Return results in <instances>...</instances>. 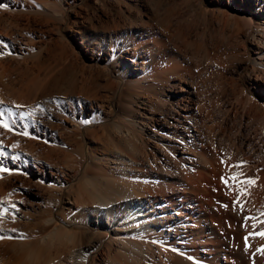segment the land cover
Listing matches in <instances>:
<instances>
[{"label": "rangeland", "instance_id": "rangeland-1", "mask_svg": "<svg viewBox=\"0 0 264 264\" xmlns=\"http://www.w3.org/2000/svg\"><path fill=\"white\" fill-rule=\"evenodd\" d=\"M137 2L68 0L64 1L63 17L56 10L48 11L54 4L59 6L60 0H10L7 10L0 7V147L7 149L5 153L0 149V264H28L42 256L57 262L66 247L74 244L65 234L68 228L78 232L84 246L107 245L117 232L114 227L99 225L94 212L85 211L84 205L79 207L73 201L80 191L93 200L102 188L121 187L115 167L119 151L127 161L129 157L142 160L133 165L126 163L132 168L122 177L141 184L149 180L145 183L148 193H140L146 207L157 202L168 206L170 197L178 198L180 192L173 189L175 176L178 170L182 173L189 166L192 155L181 144L174 152L175 135L184 125L172 116L169 120L175 124L173 128L164 126L163 120L138 122V128L144 129L139 133L142 144L137 142L140 139H122L115 129L128 87L150 82L145 74L148 69L157 82L152 84L165 87L161 98L174 89L176 99L182 98L191 89V98L187 100L203 128L198 144L192 147L194 151L204 152L210 158L216 152L220 162L228 160L226 177L241 172L244 178H258L245 174L257 166L264 172V68L255 64L260 59L254 49L261 32L254 24L244 22L246 16L253 21L257 15L259 22L264 23V6L259 7L256 0H250L255 11L246 8V0ZM45 7V12L40 11ZM135 19L144 23L127 40L117 38L115 31H105V27L114 24L124 23L129 28L128 24ZM88 32L100 35L105 42L112 43V48L103 50L99 42L84 38ZM136 43L143 50L153 49L157 62L148 63L150 56L143 55L144 62L142 59V63L135 65L127 77L138 84L129 85L119 74V62H129ZM20 46L26 49L19 51ZM127 49L130 51L126 52ZM114 57L117 61L112 65ZM168 78L178 83L173 89ZM163 106L166 109L170 104ZM94 113L100 114L97 122ZM80 118L91 122L79 129L76 120ZM154 154L160 157L159 163L153 159ZM182 155L188 157L183 163L177 161ZM190 167L187 171L192 174L195 167ZM222 167L225 168L224 164ZM52 170L65 178L63 188L52 187ZM231 178L234 177L228 176L226 180ZM219 187L218 183L210 185L208 201L214 203L217 214L225 217V190ZM194 190L192 184L184 189L189 194L196 193ZM153 195L157 197L155 203ZM249 197L253 199L251 195L242 196L240 204L247 213L240 217L238 228L246 260L233 264H264V254L259 251L264 247V237L256 235L264 232V195L263 200L260 198L263 202L259 200L256 205ZM134 199L139 200L137 196ZM166 209L168 212L169 208ZM45 230L53 232V242L31 244L33 237ZM188 242L177 246L186 254L197 253L207 264H226L225 257L214 261L202 245L195 253L193 243ZM103 250L100 247L92 251L88 264H108L110 257ZM123 252L115 249L114 255L123 257Z\"/></svg>", "mask_w": 264, "mask_h": 264}, {"label": "bare ground", "instance_id": "bare-ground-1", "mask_svg": "<svg viewBox=\"0 0 264 264\" xmlns=\"http://www.w3.org/2000/svg\"><path fill=\"white\" fill-rule=\"evenodd\" d=\"M64 1L65 3L68 2V0H60L59 6L54 4L53 5L54 7H49L48 11H50V9L56 10L59 13V15L61 14V17H63V10L65 9ZM256 1L259 7L264 6V0H256ZM246 3H247L246 8H250L253 11H255V9L252 8L251 6L252 4L250 0H246ZM9 6H10V0H0V7H2L3 10L5 9L7 10ZM46 9L47 8L45 7L43 10L42 9L41 10L39 9V10L45 12ZM23 10L27 11V9H24V8ZM28 11H34V10L29 9ZM18 16H21V15H18ZM26 18H28V16ZM253 19L254 20L252 21V17L246 16L244 22H246L247 25L249 26L251 24H254L256 29L261 32L260 37H256L257 39L256 47L254 48L256 53L259 55L258 59H260V61L256 60L255 64L264 68V62L262 61V59L264 58V23L259 22V17L257 15L253 16ZM12 22L14 23V21ZM140 23H144V22H141V21L138 22L137 19H135L134 22L132 21L130 23V25L128 24V26H130L129 28H127V26H124L125 25L124 23L121 25L114 24V26L112 25L113 27L111 26L105 27V31L109 33H111V31H115L117 38L127 40L129 39L130 35L132 34L134 30L140 29ZM99 36L100 35L96 33L88 32V34H86L84 38L99 42V44L102 45L103 50L112 48V43L105 42L104 38H101ZM109 36L112 37L110 34ZM31 38L32 37L29 36V40ZM30 41H32V39ZM141 47L143 46L140 43H136V46H134L133 51L130 52L131 54L129 56V59H130L129 62L125 60H121L119 62L120 68L118 69V71H119V74H121L124 80L126 81V84L129 83V85H131L135 82L137 83V81H133L129 78L127 79V77L129 76V73H131L132 70H134L135 65L142 63L143 55L146 56V58H147V55L150 56V60H148V63L157 62V60L154 59L153 57V54H154L153 53L154 51L152 52L153 49L148 50V48L145 49L144 47V50H143ZM17 49H19L20 51V50L26 49V47L20 46ZM127 51L129 52L130 50L127 49L126 52ZM116 61L117 60L114 57L111 64L115 65ZM143 62H144V59H143ZM174 64L175 63H173V65ZM2 66H4L3 63H2ZM174 67L173 69H175ZM148 68L150 67L148 66ZM149 70L150 69H148V71ZM148 71L145 74L146 76L151 78V79L148 78L150 79V82L149 80L146 79L148 82V83L146 82L147 83L146 85L139 84V85H136V87H131V86L128 87L129 92L125 94L126 96L123 97V100L121 102L122 115L119 117V120L117 119V121L115 122V125H116L115 129H118V132H119L118 134H121L122 139L125 138L127 139V141L132 140V139L133 140L135 139L137 141L138 139H140L137 141V142L140 141L139 142L140 144L141 142L143 143V140L141 139L142 136L141 138L139 137L141 134L140 132L144 129H142V127L138 128L139 127L138 122L147 124V121H152V122L154 121L157 123L163 120L164 126H167V128L168 127L173 128L175 124L173 123V121L169 120V116H172L176 118V121L179 124L184 125L183 130L179 131V133L175 135L176 139L174 142V145H175L174 152L178 149V146L181 144L187 148L186 153L192 152V155H190L191 158L189 157V160H188L190 162L189 166L184 165L185 168L187 167V169L184 168L182 173L179 172L178 170L179 174L175 176L176 182L173 186V189L175 191L180 192V194L178 195V198L170 197L167 203L168 206H165L164 204H159V202L156 201L157 197L153 195V203H155L156 201L157 202L156 205L151 207L150 204L148 203L149 207H146L147 203H145L146 201L141 198L140 193L141 194L148 193L147 190H149V187L145 183H148L149 180H147V182L145 180L143 184H141L138 182L136 183L134 181L133 182L127 181L128 179H126L125 177L124 178L122 177L124 173L129 174L128 171L130 168H132L130 166L127 167L126 163L133 165L135 161L141 162L142 160L141 159L135 160V157H129L130 161H127L124 157L123 152L119 151V155L116 158L117 163L115 167L118 170L117 171L118 175H120L118 179L122 181L121 187L117 188L116 190H112L111 188H109V186H107V188H102L98 193L94 195V197L92 198L93 200H90L89 197L83 191H80L76 195V197H74L75 199L73 201V203L79 207H82V205H84L83 208H86L85 211L94 212L95 213L94 216L99 222V225L101 226L106 225L112 228L114 227L113 231H117L116 234L112 235L109 238V241L107 245L105 246L100 243L98 245L88 247V246H84L83 243L82 245L79 242L81 241V238L78 232L72 231L69 228L68 229L64 228L66 230L65 234L70 240L74 242V244L66 247L62 255L58 257L59 258L58 261L57 262H55V260L53 261V258L48 259L47 257L42 256L43 255L42 254L41 255L42 257L35 258L33 259V261H31L28 264H88L90 253L92 251L93 252L97 251L100 247H103L107 256L110 257L108 260V262L109 261L110 262L108 264H141L143 262H147V264L148 263L149 264H207L196 253V251L198 252L200 245L204 246L209 251L211 258L214 261H218L219 257H225L226 264H233L235 261L244 262L246 260V259L243 260L244 257L242 256L243 253L240 247L241 243L239 244L240 236L238 234V230H239L238 228L240 227L239 219L240 217H242L244 214L247 213L246 211H244L245 209H243V206H241L242 204L241 200H242V196L251 195L253 199H251L250 197L249 198L252 200V202L254 200L255 205L259 202L262 195H264L262 194V191L264 190L262 188L264 185V172L260 169H257V168H260L257 166L256 169L253 170V172L251 171L252 170L251 169L247 173L245 172L244 173L249 177L252 175L254 177L255 175V177L259 176L260 178L258 177V178L252 179V178L247 177L248 178L247 179L245 177L246 180H244L245 179L244 176H241L240 175L241 172L240 173L238 172L232 175L227 174L229 177L230 176L234 177V178H231L232 181L231 180L227 181L226 178L228 176L226 177L225 176L226 173L224 172H226L225 170H227L226 167H227L228 162L226 164V161L228 160L224 159L225 161L223 163V162H220L222 160L218 159L216 152H215V156L213 155L214 157L210 158L204 152H196L193 150L194 148L192 149L193 146L198 144V140L200 139L202 135L203 128L201 129L200 123L198 122L199 119H197L194 109L191 107L189 100H187L191 98L190 97L191 89H189L186 95L182 96V98L176 99V95H177L176 89L172 90L171 93L161 98L160 95L162 96L165 95L164 94L165 87L163 85L160 88L159 86H156L157 84L156 85L152 84L155 81V77L153 75V72L151 71L148 72ZM167 83L169 84V86H172V89L174 86L178 84L176 80L174 79L169 80V78H168ZM146 88H149V89H147V91L144 92L143 89L146 90ZM144 93H147V95H145V97H143V99L141 100V96L144 95ZM159 103L162 105V107L160 108H159ZM168 103L170 104V106L169 107L167 106V108L165 109L166 106L164 107L163 105L165 104L167 105ZM177 107L180 108V110H183V111L185 110V111L181 112L179 109L178 110L176 109ZM156 113H159L158 116H155ZM179 113H180V116L178 115ZM9 116L11 115H8V117ZM99 118H100V114L94 113V122H97ZM76 121H77V124H78L77 126L79 127V129L85 126L87 127L89 123L91 122V121L86 120L85 118H80ZM79 129L77 130L79 131ZM1 145L2 144H0V146ZM0 149L3 150V153H5L7 150L5 148L2 149V147H0ZM153 156H154L153 159L156 160L157 163H159L160 157H156L157 155L155 156V154ZM185 156L187 155H182V157L179 158L177 161L182 162L184 159H187L188 157L186 158ZM146 157L150 158L149 156H146ZM146 157L144 156V158ZM103 159L101 160L103 161ZM106 161L108 163L109 162L111 163V160L109 161V159H107ZM154 163L157 164L156 162ZM222 163L224 164L225 168L222 167L223 166ZM99 164H101L100 168H102L104 165L103 162L102 163L99 162ZM190 166L195 167L194 169L192 168L193 169L192 174L188 172L190 170V169L188 170V167ZM113 168H114V165H113ZM180 170L182 171V169ZM51 175H52V181H51L52 187H62L63 188V185L65 184V180H64L65 178H61V176L59 175V172H55L54 170H52ZM241 177H243L244 179L242 180ZM249 180H254V183L248 182ZM215 183L216 184L218 183V185L220 186L219 188H222L223 190H225V217L219 213L217 214L214 209L215 207L213 206L214 203L212 202L213 203L212 204L208 201V196H209L208 192L210 190L209 189L210 185L214 186ZM190 184L193 185L194 189L196 190V193L189 194L184 191L185 187ZM135 196L139 198L138 201H135L134 199ZM261 199L263 200V198ZM246 203L248 204L249 202H246ZM243 204H244V201H243ZM250 205L249 207H251ZM166 207L169 208L168 212H166L167 211ZM259 209H261V207ZM171 210H174V211L171 212ZM70 222L71 221H69V223ZM189 222H192V225ZM61 233L62 235L64 234V232H61ZM224 234H225L224 236L225 238L223 237ZM226 235H229V238H227ZM52 236H53L52 231H47V230L41 231L39 234L33 237L34 242L32 241L31 244L35 242L37 244H41L44 242L52 243L53 242ZM248 239H251V238L249 237ZM188 241L193 243L192 249L196 254L194 253L191 255L186 254L178 248L177 245L182 246L181 244L188 242ZM216 244L219 245L220 247L217 248L215 246ZM115 249L116 250L122 249L124 251L122 254L123 257L119 256V258H117V256L114 255ZM231 255L233 256L230 257ZM19 260L22 261V259H19ZM19 264H23V262L22 263L20 262Z\"/></svg>", "mask_w": 264, "mask_h": 264}, {"label": "snow or ice", "instance_id": "snow-or-ice-1", "mask_svg": "<svg viewBox=\"0 0 264 264\" xmlns=\"http://www.w3.org/2000/svg\"><path fill=\"white\" fill-rule=\"evenodd\" d=\"M23 113H21V117H23ZM5 127H7V125H5ZM24 135H29V133L28 132H24L23 133ZM13 159H15V157H13ZM248 182H250V183H254V180H249ZM20 236H23L24 234H19ZM256 235H260V236H262V237H264V232H260V233H257ZM246 239H247V237H246ZM259 251H261V253L262 254H264V247H262L261 249H259Z\"/></svg>", "mask_w": 264, "mask_h": 264}]
</instances>
